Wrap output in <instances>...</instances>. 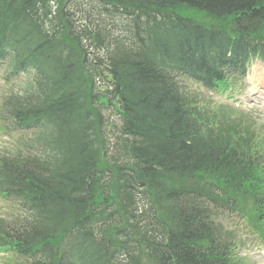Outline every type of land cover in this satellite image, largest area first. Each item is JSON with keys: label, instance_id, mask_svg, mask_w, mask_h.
Returning a JSON list of instances; mask_svg holds the SVG:
<instances>
[{"label": "trees", "instance_id": "trees-1", "mask_svg": "<svg viewBox=\"0 0 264 264\" xmlns=\"http://www.w3.org/2000/svg\"><path fill=\"white\" fill-rule=\"evenodd\" d=\"M95 1L131 20L129 42L77 29L62 0H0V66L24 76L0 129L27 133L32 151L0 155V252L27 264H246L226 226L239 218L264 241V139L242 115L206 114L183 79L219 89L264 61V0Z\"/></svg>", "mask_w": 264, "mask_h": 264}, {"label": "rangeland", "instance_id": "rangeland-1", "mask_svg": "<svg viewBox=\"0 0 264 264\" xmlns=\"http://www.w3.org/2000/svg\"><path fill=\"white\" fill-rule=\"evenodd\" d=\"M62 1L63 4L66 5L67 11L69 8V11L76 13V16L73 17V20L76 21L74 23L77 25L76 26L77 29L83 31L85 28L81 27L80 25L87 24L91 29H95L96 31L99 30L102 31L103 32L102 38L109 35V37L124 39L126 42L130 41L131 36L129 37L128 34L129 28H126L130 26L129 24L131 20L129 18L127 17L122 18L121 15L113 13L112 11H108L110 12L108 13L107 11L104 10V7L101 4L97 3V1L95 0H62ZM56 7H57L56 3H51L52 12H55ZM183 14L197 22L204 23L206 25L211 24L210 23L211 20L202 12L193 9H188ZM87 44H89L93 52H99L98 48L96 47L97 43L87 42ZM104 51L105 50L101 51L100 54H104ZM255 74H257L256 81L252 80ZM250 77L252 79H250ZM0 83L2 84V82ZM192 87H193L192 91L198 95L201 101L200 105L209 110H218L217 106L220 105L221 101L225 100L226 95H228V94L222 95L220 93H209L207 91L202 90L203 88L197 87L196 85H192ZM233 90L234 92L231 96L232 97L231 99L236 100L238 97L241 96L245 97V95H248V102L253 104L255 103L254 108L251 112L253 113L252 114L253 117L256 119V123L258 124V127L261 132L260 134L264 138V64L260 62H256L255 65L250 69L249 78L246 81V85L236 84ZM219 100L220 103L217 102ZM213 104H216V106H214ZM107 114L108 116H115V113L113 112L112 109H109L107 111ZM113 120L116 122L118 121L115 119ZM248 250L244 251V254H247L249 258L251 256L252 259L251 258L250 259L253 260L256 264H264V260L261 257V253H258L257 255L254 256V252L252 253L251 251ZM16 261H17L16 258H14L12 260V264H15Z\"/></svg>", "mask_w": 264, "mask_h": 264}, {"label": "bare ground", "instance_id": "bare-ground-1", "mask_svg": "<svg viewBox=\"0 0 264 264\" xmlns=\"http://www.w3.org/2000/svg\"><path fill=\"white\" fill-rule=\"evenodd\" d=\"M256 79V75H254V80Z\"/></svg>", "mask_w": 264, "mask_h": 264}]
</instances>
